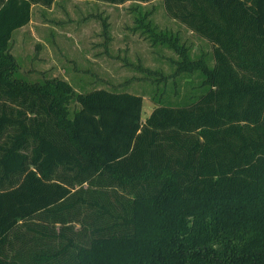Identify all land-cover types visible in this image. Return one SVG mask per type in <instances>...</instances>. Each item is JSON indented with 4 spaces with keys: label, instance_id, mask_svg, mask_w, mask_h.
<instances>
[{
    "label": "trees",
    "instance_id": "trees-1",
    "mask_svg": "<svg viewBox=\"0 0 264 264\" xmlns=\"http://www.w3.org/2000/svg\"><path fill=\"white\" fill-rule=\"evenodd\" d=\"M55 2L0 0V264H264V0H162L213 66L144 122L139 96L12 77L13 34Z\"/></svg>",
    "mask_w": 264,
    "mask_h": 264
},
{
    "label": "rangeland",
    "instance_id": "rangeland-1",
    "mask_svg": "<svg viewBox=\"0 0 264 264\" xmlns=\"http://www.w3.org/2000/svg\"><path fill=\"white\" fill-rule=\"evenodd\" d=\"M158 35L161 43L166 37L165 45L157 44ZM169 36L178 38L185 53L170 49ZM11 54L17 81L58 80L74 94L104 89L141 97L143 122L153 111L154 99L179 105L205 91L201 69L213 66L211 46L169 20L162 0L119 6L56 0L50 9L32 7L29 25L13 34ZM249 209L218 206L227 223L248 227ZM244 228L238 226V231Z\"/></svg>",
    "mask_w": 264,
    "mask_h": 264
},
{
    "label": "crops",
    "instance_id": "crops-1",
    "mask_svg": "<svg viewBox=\"0 0 264 264\" xmlns=\"http://www.w3.org/2000/svg\"><path fill=\"white\" fill-rule=\"evenodd\" d=\"M25 28V27H24ZM23 29V28H22ZM22 29L18 30V31H21Z\"/></svg>",
    "mask_w": 264,
    "mask_h": 264
}]
</instances>
